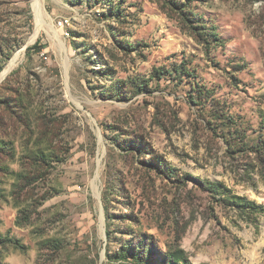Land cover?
Listing matches in <instances>:
<instances>
[{
    "label": "rangeland",
    "instance_id": "374dc122",
    "mask_svg": "<svg viewBox=\"0 0 264 264\" xmlns=\"http://www.w3.org/2000/svg\"><path fill=\"white\" fill-rule=\"evenodd\" d=\"M35 1L0 0V264H264V0Z\"/></svg>",
    "mask_w": 264,
    "mask_h": 264
},
{
    "label": "trees",
    "instance_id": "16d2710c",
    "mask_svg": "<svg viewBox=\"0 0 264 264\" xmlns=\"http://www.w3.org/2000/svg\"><path fill=\"white\" fill-rule=\"evenodd\" d=\"M35 48H36V47H35ZM35 48H34V49H35ZM0 149H1V147H0ZM1 150H3V149H1ZM258 152H259L260 154L263 155L264 150H262V151L258 150ZM259 153H258V154H259ZM0 243H1V245H3V246H9V245H11L13 242H12L9 238H2V239H0ZM181 254H182V253H181ZM139 256H140V255H139ZM134 257H135V255H134ZM185 261H186V259L184 258L183 254H182V255L174 254V255H171L170 259H168V262H169L170 264H179L180 262H185Z\"/></svg>",
    "mask_w": 264,
    "mask_h": 264
},
{
    "label": "bare ground",
    "instance_id": "6f19581e",
    "mask_svg": "<svg viewBox=\"0 0 264 264\" xmlns=\"http://www.w3.org/2000/svg\"><path fill=\"white\" fill-rule=\"evenodd\" d=\"M34 7H35V9H36V15L38 16V22H40V19H41L42 13H41V10H40V8H39L38 0L35 1V3H34ZM13 66H14V63H12V66H11V67H13ZM11 67H10V68H11ZM7 73H8V71H6V73H4V76L7 75Z\"/></svg>",
    "mask_w": 264,
    "mask_h": 264
},
{
    "label": "built area",
    "instance_id": "2783aa9c",
    "mask_svg": "<svg viewBox=\"0 0 264 264\" xmlns=\"http://www.w3.org/2000/svg\"><path fill=\"white\" fill-rule=\"evenodd\" d=\"M61 25H63V22H61Z\"/></svg>",
    "mask_w": 264,
    "mask_h": 264
}]
</instances>
